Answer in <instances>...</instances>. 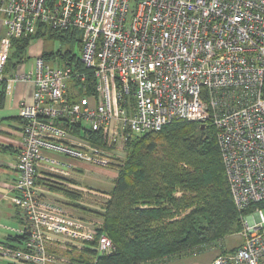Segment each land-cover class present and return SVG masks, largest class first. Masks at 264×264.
<instances>
[{
  "label": "built area",
  "instance_id": "1",
  "mask_svg": "<svg viewBox=\"0 0 264 264\" xmlns=\"http://www.w3.org/2000/svg\"><path fill=\"white\" fill-rule=\"evenodd\" d=\"M40 25L82 31L80 61L96 79L84 104L71 99L70 86L88 75L73 65L38 56L29 72L6 77L11 41ZM3 26L0 83L7 94L21 79L35 85L33 101L19 102L13 200L21 243L3 247V256L14 264H79L55 249L90 246L94 263L111 253L104 222L53 195L77 194L87 210L101 208L103 200L94 206L82 198L110 195L78 183L79 164L113 169L133 136L189 120L216 127L232 197L244 212L242 244L226 250L220 241L224 250L211 264H264V0H0Z\"/></svg>",
  "mask_w": 264,
  "mask_h": 264
},
{
  "label": "trees",
  "instance_id": "2",
  "mask_svg": "<svg viewBox=\"0 0 264 264\" xmlns=\"http://www.w3.org/2000/svg\"><path fill=\"white\" fill-rule=\"evenodd\" d=\"M44 36L70 43L77 38L75 30L40 25L37 33L11 41L14 55L24 53L31 41ZM78 46L82 47L80 38ZM43 56L86 71L80 55L71 48ZM18 61L17 65L24 59ZM87 75L84 81L79 78L73 83L86 94H94L93 71ZM6 95L5 82L0 83V106ZM91 139L103 141L100 134ZM114 165L119 172L101 214L103 230L114 241L115 249L92 264H158L208 250L241 230L244 212L233 200L212 124L202 128L199 122L178 120L160 131L135 135L128 143L125 158ZM178 191L182 192L180 196ZM258 205L264 208V202ZM89 251L86 248L81 252ZM82 253L78 258H85Z\"/></svg>",
  "mask_w": 264,
  "mask_h": 264
},
{
  "label": "crops",
  "instance_id": "3",
  "mask_svg": "<svg viewBox=\"0 0 264 264\" xmlns=\"http://www.w3.org/2000/svg\"><path fill=\"white\" fill-rule=\"evenodd\" d=\"M0 33L1 34L4 33V26L3 28H1ZM77 33L78 32L76 31V34ZM1 34H0V49L2 45ZM43 45L44 43H42L40 47H42ZM8 49L10 56L11 44ZM40 51H42V49ZM36 53L40 54L38 50H36L33 54ZM41 54L39 56H43ZM19 67L20 64L18 68ZM18 68H16L13 71H6L7 70V65H6L5 68L6 77L11 76L13 73H15L18 70ZM34 91H35V85L31 81H25L21 79L17 81V83L14 85L12 92L6 95L4 103L0 106V264H14V262H12V260L9 259L7 256H3V254L1 253V249L9 245L19 246L21 243L20 242L21 238L17 237L18 235L14 231L15 229L21 228L23 226L21 222V214L19 207L16 205V203L13 200L15 165L18 161V156L20 151L19 147L20 144L22 143V139H23L22 131L24 127L23 119L19 115V102L21 101V99H24L26 102L31 103L34 99ZM85 167L89 169H96L95 167L90 165L84 166L82 165V163L79 164V168L76 171L77 178L79 179H77L76 181L83 186H85V183L82 182L84 181V175H82V171L84 172ZM114 176L115 179L113 180L115 183L117 177L116 171L114 172ZM39 182L42 183V181ZM112 187L109 189L107 188L108 192H110ZM102 189H104V187ZM55 194L56 195L53 196L61 200H64L66 202H69L71 206L76 205L75 208L77 209V212H80L85 216L86 215L92 216L90 214H94L96 217H99L102 220V222H104V217L103 214H101V211L104 210L105 205H101V208H99V210H97L96 212L91 211L92 213H90L87 210V208L83 207L82 205L76 202L77 200H79L77 199L79 195L77 194L70 195L69 193L64 194L61 193L60 191ZM71 196L77 197L76 199L73 200L75 203H73V201H70ZM240 231L236 232L240 236L239 242L237 244L229 245L227 243V237L232 234H229L224 238L226 250H232L237 246H239L240 244H242L243 237L240 234ZM223 250L220 247H218V245H215L213 247H210L208 250H204L203 252L190 253L180 258L178 256H175L171 260H168L166 262H160L158 264H210L212 260ZM49 251L52 252L54 250H52L51 247H49ZM55 251L57 250L55 249ZM204 254H206V257H202Z\"/></svg>",
  "mask_w": 264,
  "mask_h": 264
},
{
  "label": "rangeland",
  "instance_id": "4",
  "mask_svg": "<svg viewBox=\"0 0 264 264\" xmlns=\"http://www.w3.org/2000/svg\"><path fill=\"white\" fill-rule=\"evenodd\" d=\"M134 2L136 3L137 0H132V4ZM81 36H82V31L78 30V33L76 34L77 38L73 39L72 43L64 42V40H55L49 36L39 37V38L31 41L29 47L27 48V50L24 53H19L18 55L17 54L14 55V49L11 48L10 49V57L8 56L10 63H8L7 69L12 71V70H15L16 68H18L19 65H17L18 63H16V62L20 58H23L24 61L20 63V69L18 68V70H26L27 72H29L30 68H32V65L34 64V62L36 60V57H38L41 53H42L41 55H44L46 52H52V51H56V50H60V49L62 51H66L68 48H71L79 56V55H81L82 47L78 46V39ZM42 43H44V45L42 47H40ZM41 49H42V51H40ZM36 50H38L40 52V54H37V53L33 54ZM46 63L50 64L52 66H55L56 64L63 66L65 64V62L61 61L60 59L55 60L54 57L53 58H47ZM70 91L74 92V95H73L74 99L73 100H76L79 103L84 104V102L86 100V97L84 95L86 93H85V91L83 92L82 88L79 89L78 86H75L73 83V86L72 87L70 86ZM125 154H126L125 151L119 152V156H117V158L118 159H124ZM82 165H84V164H82ZM95 168L96 169H89V168L85 167L84 172L82 171V175H84V181H82V182L85 183V185L90 189H92V188L98 189L100 192H104V194L110 195L107 188L109 189L113 186V184H114L113 179H115L114 172L117 171V175H118V172H119L118 167H114L112 169L109 167L108 168H101V167L97 166ZM97 169H100V170H97ZM97 180H98V182H97ZM103 187H104V189H102ZM181 193H182L181 191H178L177 195L180 196ZM70 195H72V193H70ZM76 196L75 197L71 196L70 201H73L74 199H76L77 198ZM84 200L86 202H88L90 205L99 206V202L102 200H103L102 202H104V205H105L106 204L105 201L108 200V197H106V196L104 197L101 195L96 196V195H93L91 193H87L86 195H84ZM262 212L264 214V208L262 209ZM90 215H92V214H90ZM235 233L236 232H234V234L229 235L227 237V243L229 245H234V244H237L239 242L240 236L237 233L236 234ZM55 240L62 242V237L60 235H57V237H55ZM56 247H57L56 245H53L52 248L55 249ZM85 247H88L90 249L88 254L82 253L81 251H79L80 249H78L76 247L74 248L73 251H66L62 248H57V251H54V253L56 255H59V256L71 257L72 259H75L79 264H92V263H94V259L96 257V252L90 246H85ZM81 253L85 256V258H83V259L78 258L79 255H81ZM202 257H206V254H204ZM58 264H64V263L59 262Z\"/></svg>",
  "mask_w": 264,
  "mask_h": 264
},
{
  "label": "water",
  "instance_id": "5",
  "mask_svg": "<svg viewBox=\"0 0 264 264\" xmlns=\"http://www.w3.org/2000/svg\"><path fill=\"white\" fill-rule=\"evenodd\" d=\"M201 127L204 128L205 127V124H202Z\"/></svg>",
  "mask_w": 264,
  "mask_h": 264
},
{
  "label": "bare ground",
  "instance_id": "6",
  "mask_svg": "<svg viewBox=\"0 0 264 264\" xmlns=\"http://www.w3.org/2000/svg\"><path fill=\"white\" fill-rule=\"evenodd\" d=\"M236 204V203H235ZM237 206V205H236ZM238 208V207H237Z\"/></svg>",
  "mask_w": 264,
  "mask_h": 264
}]
</instances>
